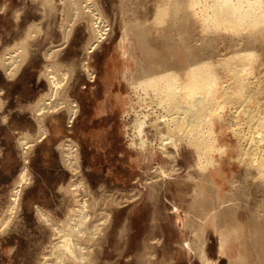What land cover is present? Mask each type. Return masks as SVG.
Wrapping results in <instances>:
<instances>
[{
  "label": "rangeland",
  "instance_id": "obj_1",
  "mask_svg": "<svg viewBox=\"0 0 264 264\" xmlns=\"http://www.w3.org/2000/svg\"><path fill=\"white\" fill-rule=\"evenodd\" d=\"M52 1L53 9L43 0H0V264H55L62 231L80 213L88 230L74 238L88 247V264H203L201 242L218 264L240 253L249 264L264 258V167L248 147L257 119L245 112L264 109V33L251 40L260 62L243 94L220 71L223 91L205 102L202 125L192 126L191 111L178 109L183 119L173 123L167 94L137 85L171 66L180 72L186 47L205 54L208 42L206 53L220 58L243 49L240 34L211 20L207 29L204 11L214 0H201L198 23L184 24L181 13L175 24L162 26L157 16L170 0H92L94 13L84 11L86 0L80 13L72 0ZM95 13L108 32L100 43ZM137 25L150 50L133 30ZM31 28L26 58L12 75L1 61L12 51L23 54ZM53 69L63 104L39 116ZM244 95H253L249 106ZM145 117L140 134L136 124ZM194 127L204 140L217 141L214 149L200 153L190 143ZM234 225L240 238L233 236L222 255L221 231Z\"/></svg>",
  "mask_w": 264,
  "mask_h": 264
},
{
  "label": "bare ground",
  "instance_id": "obj_2",
  "mask_svg": "<svg viewBox=\"0 0 264 264\" xmlns=\"http://www.w3.org/2000/svg\"><path fill=\"white\" fill-rule=\"evenodd\" d=\"M80 1L81 0H72L73 10H75L76 13H80L81 11H83V9L81 10V8L79 7ZM43 2H45V3L47 2L48 5L50 6V8L53 9V5H52L53 1L52 0H43ZM168 2H169L168 5L165 3L167 6L162 7L161 11L159 10V14L157 16L158 17L157 18V24H159L160 26H162L165 23L175 24L176 23L175 21L178 20L181 13L183 14L182 15V21H184V24H186L185 22L189 23L191 21L194 22L195 24L199 22L198 20H199L200 16L197 13V10L199 8H201L200 7L201 2H202L201 0H170ZM205 2H207V1H205ZM91 3H92V0H86L85 1V5H86V9H87V10L84 9L85 12L94 13L93 12L94 9L92 8L93 6L91 5ZM208 4H206V5H208ZM208 8H209L208 11L207 10L204 11L205 16L207 15L206 13H209L207 15V19L204 21L203 19L206 17L202 16L204 18L202 19V21H200L202 26H204V27H202L201 24H200V26L202 28H205V30L207 31V29L210 28L209 27L210 25L207 24V22L211 20L212 26H214L215 28H221V29L227 28L229 30H232V31H234V33L240 34V36H242L243 41H244V43H243L244 47L241 51L236 50V52L238 51L237 53H231L232 55H230V57H228V58L217 57L218 55H216L214 52H212L213 54L211 52H209L207 54L206 51H208V49H210L209 47H211V46H209L210 44L208 42H206L205 47L202 48V50L205 52V54L204 53H201V54L197 53L196 51H194L193 47L192 48H188V47L185 48L184 47L185 48L184 51H186V54H187V60L185 62V65H183V67L181 68L180 72L175 71L174 66H171V67L166 68L160 74L158 73V75L148 74L143 81L139 82V84L137 85L138 87L145 86L148 89L152 88L154 91L167 94L168 98L173 102L172 104L175 105V107H173V108H174V110H176V112L174 114H172L171 119H168L169 121H173V123L175 122L174 120L176 118H181L180 120L183 119L182 118L183 116H181L184 114L183 112L191 111V113H192L191 125L193 126L195 123L201 124L200 120L202 119V117L200 116V112L202 110H205V107L207 108V104H205V102L212 100V97H214L220 91V89L222 90V88L219 87L220 83H221L220 75H219L220 71H224V73L226 74L225 77L227 76L231 79L230 83H229V81H227V79H226V81L229 84H231V86H233L234 89L236 88L237 89L236 91H238L239 94H243L244 90L248 86L247 80H248L249 75L254 72V69H257V68H254L255 62H256V64L260 62V60L258 62L256 60L257 55L254 51L255 47L254 48L252 47L253 45L251 43V40H253L254 38H257L261 33H264V0H214L213 5L212 6L208 5ZM201 14H203V13H201ZM95 15H96V13H95ZM97 15H99V14H97ZM94 18H95V20H94L93 24H94V28H95V32H96L95 33L96 34V41L100 43L104 39V36H106V34L108 32L106 33V29H105L106 27L104 25V22L101 21V17L97 16ZM203 21H204V23H206L207 29H206L205 25H203L204 24ZM181 24H183V23H181ZM133 26H134V24H133ZM133 30L139 31L137 33L139 41H141V43L145 45L146 49L150 50V47L147 46V42H146L147 37H148L147 33L145 31L144 32L142 31V27L140 25H137L136 27H134ZM107 31H108V28H107ZM33 33H34L33 28H31V30L27 34L26 39L21 44V49L23 50L22 51L23 54H21L20 56H17L16 51H12L10 53V56L7 59H3V61H1L2 65L7 69V71L10 74L16 75L18 73V71H19L21 65L23 64L24 59L26 58V55H27V50H28V46H29V39H30L29 37L34 36ZM203 33H205V32H203ZM206 34H208V32H206ZM69 36H70V31L67 32L66 37L68 38ZM206 36H208V35H206ZM234 36H236V34ZM260 37H261V35H260ZM180 40H181V38H180ZM202 40L204 41V39H202ZM193 41L194 40H192V42ZM200 42H202V41H200ZM253 43H256V42H253ZM240 44H241V42H240ZM230 45H231V43H230ZM226 47H227V44H226ZM223 55H225V54H223ZM47 56L50 57L51 53H49ZM258 56H261V55H258ZM261 60H263V58ZM221 67H222V70H220ZM49 68H54V67L52 65H50ZM255 72H257V71H255ZM254 73H253V75H254ZM49 78H50V81L52 84L51 91L48 94V97L45 98V100L38 105L39 116H42L44 113L49 112L50 110L56 109L61 104H63L62 99L57 96L59 89L61 87V84H62V80L60 79V75L58 73H56L53 69V71L51 70V72H49ZM256 78H258V76H256ZM261 78H263V77H261ZM255 80H257V79H255ZM253 82L255 83V81H253ZM181 83L184 86L183 88L181 87L182 90H180V84ZM256 83H255V85H256ZM248 84H250V82ZM249 86H251V85H249ZM223 87L226 88L225 86H223ZM230 88H229V90H230ZM138 90H139V88H138ZM249 91H250V89H249ZM262 91H264V90L262 89L261 92ZM231 92H233V89ZM258 92H259V90H258ZM261 92H259V94ZM202 94H205L206 96H208V98H206L207 100L205 99V101H203L201 99V98H204V97H201ZM253 94H255V93H253ZM246 96L244 95L245 98H244L243 102L245 105H247V104L250 105L251 101L253 100V99H251V98H253V95H246ZM228 98H230V95L226 97V99H228ZM233 100L231 102V99H230V102L234 103ZM177 102H178V104H177ZM243 102H241V104ZM161 105L163 106V104H161ZM249 105H247V106H249ZM225 106H222V107L224 108ZM261 108H255V109L247 108L245 110V112L248 115V118L250 120L253 121L254 119H257V121L255 122V130L253 131V133H254L253 137L251 139H248L249 140L248 141V147L253 152V158L252 159L254 160V162L259 163V165L262 168V167H264V109H261ZM178 109H183V112L178 111ZM70 110H71L70 120L72 121L75 118L76 113H77L76 106L74 104L73 105L71 104ZM210 114L212 115V113H210ZM147 117H145L144 119H142L141 121H139L136 124V126H137L136 129L138 130V132L140 134H142L144 132V130L147 126V123H146ZM218 117H220V112L218 114ZM134 126H135V124H134ZM199 131H200V129L197 130V128H195L192 132H190L191 134L189 133L190 134L189 135L190 143L193 146H195L200 153H201V151H204V150H207L208 152H210L212 149L215 148V145H216L215 143L217 141L216 140H210V141L204 140L205 136H203V134H201V132H199ZM209 133H211V132H209ZM215 133H216V131H215ZM204 134H206V133H204ZM209 135H211V134H209ZM241 138H243V137H241ZM208 139H210V138H208ZM71 153H72V151L70 149L66 151V154H71ZM210 184L213 185L211 180H210ZM18 197H19V190L15 194V198L18 199ZM78 217H79V219H78L79 221L75 225H71L69 228L62 231L64 233V235H63L64 239L55 248V250H56L55 251V255H56V263L55 264H88V262H87L88 247L84 243H81L79 241H75L76 237H79L81 235V233H84L86 230H88L87 227L85 226V220H84L83 213H80L78 215ZM97 229H98L97 227H96V229H93V231L91 233L92 237L97 235ZM238 232H239V228L236 225L231 226V228H229V229H225V230L221 231V254L222 255L227 254L226 249H227V246L229 245L230 239L233 236H237V239L240 238ZM187 247L193 249V246L191 244H188ZM197 251L199 252L198 256L201 259L203 264H218V262L212 261L207 256V253L205 251V243L201 242V244L197 246ZM230 264H249L248 257H247V255L240 253L237 256L236 260L230 259ZM254 264H264V258L260 257V259L257 262H255Z\"/></svg>",
  "mask_w": 264,
  "mask_h": 264
}]
</instances>
